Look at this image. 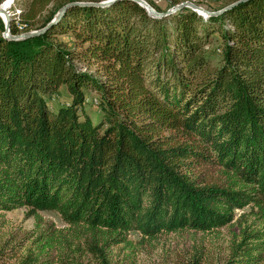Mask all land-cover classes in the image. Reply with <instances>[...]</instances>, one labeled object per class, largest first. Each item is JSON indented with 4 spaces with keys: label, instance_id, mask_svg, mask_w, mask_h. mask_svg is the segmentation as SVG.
Here are the masks:
<instances>
[{
    "label": "trees",
    "instance_id": "obj_1",
    "mask_svg": "<svg viewBox=\"0 0 264 264\" xmlns=\"http://www.w3.org/2000/svg\"><path fill=\"white\" fill-rule=\"evenodd\" d=\"M103 1L29 0L10 33L45 30L22 39L0 18V211L53 209L115 236L208 231L250 203L264 214V0L162 17ZM61 85L71 100L53 110ZM61 232L30 235L18 264H52ZM263 260L264 233L244 230L226 263Z\"/></svg>",
    "mask_w": 264,
    "mask_h": 264
},
{
    "label": "rangeland",
    "instance_id": "obj_2",
    "mask_svg": "<svg viewBox=\"0 0 264 264\" xmlns=\"http://www.w3.org/2000/svg\"><path fill=\"white\" fill-rule=\"evenodd\" d=\"M28 1L1 0L0 4L8 3L6 9L11 21L14 17L17 18ZM145 1L154 3L164 11L184 1H190L207 10H216L228 0ZM174 1L178 2L172 5ZM17 26L21 33L25 32L23 24L17 21ZM57 38L71 42L67 36L58 35ZM217 45L218 40L214 37L208 50L216 48ZM218 63L219 58L215 56L213 64ZM89 69L93 70L94 67ZM88 97L84 111L93 122H97L99 108L92 103V96ZM70 100L69 92L61 85L54 98L49 100V106L55 110ZM233 213L234 217L229 223L203 232L183 229L161 232L155 236H143L139 231L132 229L125 236H115L100 231L91 232L84 228L75 230L64 223L53 209L39 210L40 220L29 207L0 211V264H18L28 249L35 250L30 235L47 226L60 229L70 243L63 253L57 250L50 253L52 264H228L226 261L230 256L231 246L233 242L241 239L244 230H260L264 233V214L257 206L250 203L242 208H235Z\"/></svg>",
    "mask_w": 264,
    "mask_h": 264
},
{
    "label": "water",
    "instance_id": "obj_3",
    "mask_svg": "<svg viewBox=\"0 0 264 264\" xmlns=\"http://www.w3.org/2000/svg\"><path fill=\"white\" fill-rule=\"evenodd\" d=\"M110 1V0H108ZM108 1H103V2H100L98 4L102 5V4H105L107 3ZM136 1L137 3H139L141 6H143L149 14H151L152 16H155V17H162V16H165V15H168L170 13H173L175 12L176 10L180 9L181 7H189L193 10H195L196 12H198L199 14H202V15H212V14H219L221 13L222 11H224L225 9L231 7L232 5L236 4L237 2H233L227 6H225L224 8L222 9H219V10H216V11H209L201 6H198L190 1H184V2H181L179 4H176L174 6H172L171 8L163 11V12H158L157 10H155V8L153 6H151L148 2H146L145 0H134ZM241 1V0H239ZM2 4H0V16H1V13H4L5 15V18H2L3 19V23H4V26H5V30L3 32V35L5 37H8L10 39H22V38H25V37H29V36H32V35H37L41 32H43L45 30V28H41V29H38V30H34V31H29V32H24V33H20L18 35H13L10 33V18H9V15H8V12H7V9L5 8H2L1 7ZM67 6V5H66ZM66 6H63L56 14V17H59L64 8Z\"/></svg>",
    "mask_w": 264,
    "mask_h": 264
},
{
    "label": "bare ground",
    "instance_id": "obj_4",
    "mask_svg": "<svg viewBox=\"0 0 264 264\" xmlns=\"http://www.w3.org/2000/svg\"><path fill=\"white\" fill-rule=\"evenodd\" d=\"M7 6H8V3H4V4L1 5V7H2V8H5V9H6ZM1 14H3V16H1V17H2V18H5L4 13H1ZM8 15H9V14H8Z\"/></svg>",
    "mask_w": 264,
    "mask_h": 264
}]
</instances>
